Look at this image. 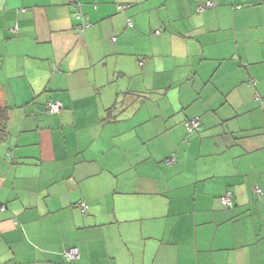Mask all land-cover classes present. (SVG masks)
I'll return each mask as SVG.
<instances>
[{
    "label": "crops",
    "instance_id": "obj_1",
    "mask_svg": "<svg viewBox=\"0 0 264 264\" xmlns=\"http://www.w3.org/2000/svg\"><path fill=\"white\" fill-rule=\"evenodd\" d=\"M202 1L0 0V264H264V0Z\"/></svg>",
    "mask_w": 264,
    "mask_h": 264
},
{
    "label": "trees",
    "instance_id": "obj_2",
    "mask_svg": "<svg viewBox=\"0 0 264 264\" xmlns=\"http://www.w3.org/2000/svg\"><path fill=\"white\" fill-rule=\"evenodd\" d=\"M207 1H210V2L212 3L211 6H207V5H206V2H207ZM69 2H71V3L73 4L72 8H73V14H74V17H75L77 20H80V23L78 24L77 29H78V31L82 32V31L85 30L88 26H90V22L88 21L87 17H86L84 14H82L81 3L79 2V0H69ZM199 5L203 7V9H202L201 11L198 10V6H199ZM214 5H215V3H214L213 0H204V1H202V2H200V3H198V4L196 5V11H197L198 13H201V12H203V11H205V10H208V9L214 7ZM126 7H129V5H128V4H121V5H118V6H117V9H118L119 11H122V10H123L124 8H126ZM127 25H128L129 27L132 26V23H131L130 20H127ZM111 40L114 41L115 38L112 37ZM139 64H142V63L140 62ZM251 84L254 85V82L252 81ZM254 99H255V101H257V102L259 101L258 103H260V104L264 103V100H263L260 96H258V94H255ZM57 102H60V101L49 102V103L46 104V106H45V110H46V112H47L48 114H56V113H59V112L62 110L63 105H62L61 102H60V107H59V108H57V109H52V105H53V104H56ZM10 109H11V106H10L9 104L0 102V139H3V138L7 135V134H6V132H7V131H6V130H7V121H8V115H9V111H10ZM109 110H111V108L107 109V111H109ZM193 119H196V120H197V124H196L195 126H192V125L189 124V122H190L191 120H193ZM184 128H185V131H186L187 134H191V133L197 131V130L200 128L199 119H197V117H196V118H189V119H186V120L184 121ZM240 138H243V136H241ZM168 159H170L169 162L167 161ZM173 162H174V159H173L172 157L165 159V163H167V164H171V163H173ZM253 190H254V193H255L257 196H261V195L263 194V191H262L261 188H259L258 186H254V189H253ZM225 198H227V202L224 203L223 200H224ZM219 200H220L221 206H222L223 208H232V207L234 206V202H233V194H232L231 191H228V190L225 191V193L219 197ZM78 206L81 207V208H85L84 203H82L81 201L78 202ZM0 210H1V211L4 210V206L1 205V206H0ZM69 248H77V247H76V246H70V247L66 248V249L64 250V252H65L66 250H68ZM77 249H78V248H77ZM64 252H63V255H64ZM78 256H79V255H78ZM78 256H77V257H78ZM77 257H75V258H71V259L69 260V259H67V257L64 255V258H65L66 260H68V261H72V260L76 259Z\"/></svg>",
    "mask_w": 264,
    "mask_h": 264
},
{
    "label": "built area",
    "instance_id": "obj_3",
    "mask_svg": "<svg viewBox=\"0 0 264 264\" xmlns=\"http://www.w3.org/2000/svg\"><path fill=\"white\" fill-rule=\"evenodd\" d=\"M211 2L210 1H207L206 2V5L207 6H211ZM203 9V7L202 6H198V10L199 11H201ZM60 107V102H57L56 104H53L52 105V109H57V108H59ZM189 124L190 125H192V126H195L196 124H197V120L196 119H193V120H191L190 122H189ZM168 162L170 161V159H168L167 160ZM223 202L225 203V202H227V198H225L224 200H223ZM64 255L67 257V259H71V258H75V257H77L78 255H79V250L77 249V248H69L68 250H66L65 252H64Z\"/></svg>",
    "mask_w": 264,
    "mask_h": 264
}]
</instances>
